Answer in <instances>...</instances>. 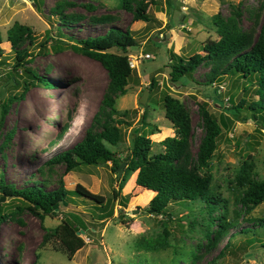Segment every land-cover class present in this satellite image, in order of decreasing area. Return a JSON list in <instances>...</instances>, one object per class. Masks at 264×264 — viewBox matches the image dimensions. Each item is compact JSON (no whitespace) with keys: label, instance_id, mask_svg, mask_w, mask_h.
I'll use <instances>...</instances> for the list:
<instances>
[{"label":"rangeland","instance_id":"374dc122","mask_svg":"<svg viewBox=\"0 0 264 264\" xmlns=\"http://www.w3.org/2000/svg\"><path fill=\"white\" fill-rule=\"evenodd\" d=\"M147 14L150 22L135 23L121 0H0V181L4 178L7 184L25 188L43 180L47 190H54L63 179L69 191L67 205L58 216L44 221L22 200L6 198L0 203V217L4 218L0 219V264H264V228L260 226L264 203L248 212L240 202L243 190L237 185L245 163H252L251 180L264 181V121L245 110L260 100L256 79L249 83L235 74L205 86L218 73L209 60L185 80V87H173L166 68L172 54L185 60L207 54L206 43L219 39L213 22L216 16L226 22L236 20L240 30L257 41L264 24V0H156ZM16 23L32 31L34 43L27 40L17 48L12 46L7 34ZM111 28L131 31L136 43L129 50L133 72L126 93L115 94L117 110L128 116H109L116 123L126 122L119 125L123 140L112 147L121 160L127 156L134 130L139 133L141 128L151 139L153 154L163 152L162 142L176 136L166 118L165 95L179 100L191 121L192 167L197 166L205 134L201 109L219 120L222 114L231 120L210 161L218 204L213 213L204 202L184 201L167 208L172 218L157 217L149 211L156 195L148 201L138 197L137 188L127 191L133 175L115 198L120 176L111 162L81 164L66 175L63 164L44 167L54 154L81 141L89 129L97 133L102 129L93 119L108 89L109 76L100 63L83 54L78 42L104 35ZM20 51L28 55L13 75L19 83L14 85L9 76ZM147 55L151 58L146 59ZM31 72L52 86L35 80L36 85L20 97L24 83L32 79ZM152 82L155 87L150 91ZM147 90V106L142 107L140 99ZM11 96L18 99L1 120L3 104ZM243 100L242 113L227 111ZM78 185L103 196L104 204L76 195ZM3 197L0 191V201ZM122 198H128L123 213ZM223 217L235 227L218 236ZM123 218L131 223L123 224ZM65 220L81 229L79 236L86 243L72 260L52 236ZM242 229L250 232L241 233ZM165 238L168 247L162 250L144 241L157 243Z\"/></svg>","mask_w":264,"mask_h":264},{"label":"trees","instance_id":"16d2710c","mask_svg":"<svg viewBox=\"0 0 264 264\" xmlns=\"http://www.w3.org/2000/svg\"><path fill=\"white\" fill-rule=\"evenodd\" d=\"M121 1L122 7L133 15L135 23L150 22L147 12L150 6L156 5V0H148V2L145 0L139 2L138 0ZM169 6L172 7L171 2H169ZM74 19L66 18L67 21ZM213 22L219 39L217 41L210 40L206 43L205 50L207 54L205 56L197 54L189 60H185L176 54H172L171 63L166 66L170 70L171 85L173 87H179L180 85L185 87V80L192 77V74L199 66L206 61H213L218 67V73L205 86H212L214 80L221 81L223 77H230L235 74H240V77L249 83H253L254 79H256L259 85L260 100L247 106L245 110L252 112L251 116L254 119L264 121V24L257 41H254L253 35L249 32L241 31L237 21L234 19L226 22L216 16ZM7 38L15 48L23 45L27 40L30 43L35 41L32 31L18 23L8 31ZM1 44L2 35L0 31ZM78 44L83 54L100 63L109 76L108 89L103 97L99 111L93 119V122L102 129L99 133L89 129L81 141L70 149L54 154L44 167L51 168L54 165L63 164L66 167V175L76 170L81 164L99 165L111 162L114 171H118L120 166L126 163L125 172L119 177L120 185L115 198L118 199L120 191L124 189L133 175L127 191L137 188L140 191L138 197H147L148 201L156 195L150 203L149 211L157 217L167 216L172 218L167 213V208L173 203L184 201L193 202V204L195 202H204L208 207L207 210L213 213L218 204H215L216 202L214 201L216 199L212 190L213 177L209 172L210 161L216 151L217 143L223 130L229 126L231 120L225 114H222L219 120L210 115L204 108L201 109L202 116L206 122L205 134L199 146L197 166L192 167L190 152L191 121L182 103L170 95H165L164 108L166 118L173 124L176 136L169 137L162 142L163 152L153 154V142L151 139L142 133L141 128L139 133L134 130L127 156L121 160L112 150V147L118 146L123 140L122 128L119 125L125 126L126 122L125 120H119L116 123L109 116H128V112L121 114L117 110L115 94L121 93L124 95L130 82L133 71L129 62V50L136 46L134 36L129 30L122 31L111 28L104 35L81 40ZM27 55V51L17 52V66L9 76V83L11 81L14 85L18 83L13 75L22 68L23 65L20 63L25 60ZM31 78L29 82L24 83V93L20 97H24L26 91L31 86L36 85L35 80L47 87L52 86L43 78H39L34 72H31ZM154 87L155 82H152L149 90L152 91ZM217 97L218 94L215 92V98ZM17 99L18 96L8 97L7 102L3 104L1 120H4L10 105ZM244 104L245 100L227 111L232 115H239L244 110ZM145 119L144 115L142 120L144 121ZM155 133L153 132L152 134L154 135ZM8 137H11V135L9 134ZM252 167V163H245L237 178V185L241 191L243 190L240 202L248 212L264 203V181L258 182L250 179ZM59 184L58 188L47 190L48 184L41 180L36 181L31 187L18 188L7 184L4 178H1L0 191L5 198L22 200L28 205L27 209L32 214L44 221L46 217H57L62 206L67 205L69 191L65 188L63 179L59 181ZM75 194L87 198L97 205H103L105 202L103 196L89 192L82 185L77 186ZM128 198L120 200L122 213L123 209L127 207ZM122 215L124 216V214ZM0 219L4 220L3 217H0ZM122 223L129 225L131 220L123 218ZM260 226L264 228V222ZM234 227L233 221L223 217L221 229L217 235L223 236ZM80 230L65 220L53 231L52 236L59 240L60 250L68 256L69 260H72L86 246L84 239L78 235ZM240 232L246 233V230L242 229ZM144 241L151 245L153 249L162 250L168 247L166 238L157 243L146 239ZM229 243L226 247L230 245Z\"/></svg>","mask_w":264,"mask_h":264},{"label":"water","instance_id":"95a60500","mask_svg":"<svg viewBox=\"0 0 264 264\" xmlns=\"http://www.w3.org/2000/svg\"><path fill=\"white\" fill-rule=\"evenodd\" d=\"M28 1H31V0H28ZM154 41L159 42V39H155ZM149 94H150V92H149L148 90H147V91H144V94H143V96H142L141 99H140V105H141L142 107H146V106H147V102H148ZM137 133H138V132H137ZM126 167H127V164L124 163V164H122V165L120 166V168L118 169V172H119V176H120V177L123 175V171L126 169ZM5 199H6V198L3 197L2 200L0 201V203H1V202H4ZM139 213H140V211H138V212H133V215H136V214H139ZM78 235H81V233H78Z\"/></svg>","mask_w":264,"mask_h":264},{"label":"built area","instance_id":"2783aa9c","mask_svg":"<svg viewBox=\"0 0 264 264\" xmlns=\"http://www.w3.org/2000/svg\"><path fill=\"white\" fill-rule=\"evenodd\" d=\"M148 58H151V56H150V55H147V56H146V59H148ZM130 64H131V63H130Z\"/></svg>","mask_w":264,"mask_h":264}]
</instances>
